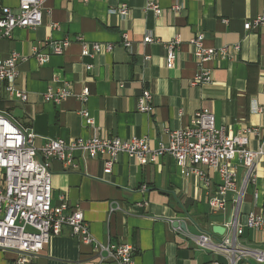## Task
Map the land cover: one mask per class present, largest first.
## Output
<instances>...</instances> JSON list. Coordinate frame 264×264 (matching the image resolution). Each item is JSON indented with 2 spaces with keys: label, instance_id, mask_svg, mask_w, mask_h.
Returning a JSON list of instances; mask_svg holds the SVG:
<instances>
[{
  "label": "crops",
  "instance_id": "1",
  "mask_svg": "<svg viewBox=\"0 0 264 264\" xmlns=\"http://www.w3.org/2000/svg\"><path fill=\"white\" fill-rule=\"evenodd\" d=\"M149 3L157 4L162 14L146 10ZM3 4L17 11L19 0H3ZM121 5L128 7L126 18L109 13ZM263 8L264 0H47L41 26L15 29L11 39L0 40V58L12 53L23 58L15 86L28 94L25 103L13 101L0 84V112L32 132L36 147L48 140L94 137V128L79 115L87 109L100 135L146 138L155 148L207 108L217 125L232 134L258 130L259 135H249L248 143L256 151L264 139V26L246 32L244 23L260 16ZM123 34L129 36V48L121 42ZM197 34H203L208 48L239 44L240 50L230 49L227 58L205 63L210 83L193 86L199 64L191 40ZM79 35L89 44H113L114 49L82 57ZM147 36L155 41L145 44ZM65 38L71 40L70 47L63 55H54L48 42ZM174 40H178L176 59L170 67L165 46ZM36 47L50 54L44 65L33 56ZM86 87L90 96L83 105L76 95ZM65 88L72 96L59 104L45 101V94ZM143 90L153 96L149 114L136 108ZM73 157L75 168L59 160L51 162L54 204L64 198L70 210H80L97 241L132 244L136 264H230L220 252L201 250L196 236L174 227L175 222L195 225L222 241L230 233L231 217L240 225L250 213L264 217V155L255 161L253 182L246 186L240 204L228 195L226 210L217 213L209 206L219 184L213 170H205L207 188L198 176L182 175L170 156L139 166L136 159L120 155L112 170L105 168L107 157L90 158L82 151ZM243 172L238 170L240 179ZM215 225L225 227L226 235L213 234ZM238 242L245 249L264 251V231L245 229ZM15 257L13 252L0 251V264ZM27 264L111 262L96 259L91 245L63 228ZM237 264L255 263L247 259Z\"/></svg>",
  "mask_w": 264,
  "mask_h": 264
},
{
  "label": "built area",
  "instance_id": "2",
  "mask_svg": "<svg viewBox=\"0 0 264 264\" xmlns=\"http://www.w3.org/2000/svg\"><path fill=\"white\" fill-rule=\"evenodd\" d=\"M47 0H19L17 11L3 4L0 0V40L11 39L15 29L35 30L43 23L44 4ZM91 0H85L88 2ZM175 10L179 8L175 7ZM146 10L154 11L157 16L163 10L155 3H149ZM128 7L121 5L110 8L109 13L126 18ZM264 26V8L262 14L244 23V30L251 31ZM76 41L81 46L82 57H93L101 53H111L113 44H89L79 35ZM150 36L144 43H153ZM122 44L131 45L128 34L122 35ZM71 40L48 42L54 55H63L70 47ZM178 40L166 44L168 66L172 67L176 59ZM194 46V56L199 69L191 85H204L211 81V72L203 67L205 63L216 58H227L231 49L238 53L240 45L230 47L208 48L204 45L203 34H197L191 40ZM33 56L40 65H44L50 57L33 48ZM146 61L149 62L150 56ZM23 60L16 53L7 58H0V84L4 85L8 98L25 103L28 98L26 90L15 86L18 77V66ZM87 70H92L88 66ZM72 96L70 89L65 88L56 93L45 94L47 103L59 104ZM74 96V95H73ZM90 96L89 88H83L76 95L80 103L85 105ZM153 96L150 91L143 90L138 98V112L149 114L152 110ZM79 115L87 127L94 128V137L77 139L72 142L63 140H48L41 147L34 144V134L23 129L5 113L0 112V251L13 252L15 259L8 264H27L32 256L40 254L53 236H58L63 228H69L72 236L79 238L84 244L91 245L94 257L101 262L111 264H136L134 256L136 249L132 244H103L91 234L83 213L80 210H70L67 201L61 198L56 205L53 202V187L51 162L59 160L75 168L73 154L81 152L90 158L107 157L106 170H112L120 155L136 159L139 166L155 163L159 158L170 156L184 176L194 174L200 178L204 186L210 185L205 170H213L219 176L216 196L210 198L209 206L214 213L226 210L228 195L233 196L237 206L243 198L248 183L253 182V167L258 156L264 155V139L259 148L249 149V135H259L258 130H246L236 134L228 132L217 125L215 115L210 109L203 108L196 112L190 124L182 129L169 133L167 143L159 142L151 148L146 138L122 140L115 136H102L98 133L95 121L87 109H81ZM242 169L240 179L238 170ZM111 208V212H113ZM235 217V216H234ZM230 228L225 238L214 245L210 234L204 232L196 237L199 248L212 249L223 254L230 264L239 261L252 260L255 264L264 263V251L245 249L238 239L245 229L264 231V217L254 213L248 214L244 225L236 218L227 224ZM219 264V263H213Z\"/></svg>",
  "mask_w": 264,
  "mask_h": 264
},
{
  "label": "water",
  "instance_id": "3",
  "mask_svg": "<svg viewBox=\"0 0 264 264\" xmlns=\"http://www.w3.org/2000/svg\"><path fill=\"white\" fill-rule=\"evenodd\" d=\"M231 219H232V217L230 218L229 222H231ZM174 227L179 228L180 230H182L184 232H188L189 234H191V236L193 235V236H196V237H200L201 235L204 234V232L208 233L207 231L199 229L195 225H188V224H186L184 222H175ZM212 233L215 234V235H218V237L219 236L222 237V236L226 235V228L221 226V225H215V226L212 227ZM212 242H213L214 245H217L218 243H221V241H217V240H213V239H212ZM200 249L205 251V252H207V253H212L213 252L212 249H206V250H205V248H200Z\"/></svg>",
  "mask_w": 264,
  "mask_h": 264
}]
</instances>
